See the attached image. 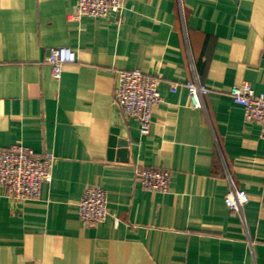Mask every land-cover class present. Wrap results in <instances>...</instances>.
<instances>
[{
	"label": "crops",
	"instance_id": "0c3cea01",
	"mask_svg": "<svg viewBox=\"0 0 264 264\" xmlns=\"http://www.w3.org/2000/svg\"><path fill=\"white\" fill-rule=\"evenodd\" d=\"M77 0H0V149L54 155L38 200L0 188V264H264V139L229 90L264 95V0H126L117 22ZM77 61L53 78L44 58ZM158 78L148 135L114 103L116 73ZM207 88L193 109L185 84ZM165 169L166 192L138 169ZM109 217L84 225V190ZM244 191L242 217L224 198Z\"/></svg>",
	"mask_w": 264,
	"mask_h": 264
},
{
	"label": "built area",
	"instance_id": "2783aa9c",
	"mask_svg": "<svg viewBox=\"0 0 264 264\" xmlns=\"http://www.w3.org/2000/svg\"><path fill=\"white\" fill-rule=\"evenodd\" d=\"M126 0H77L74 18H105L113 16L118 22L125 10ZM77 61L76 53L68 47L50 48L44 58L53 78L59 79L66 66ZM185 90L191 107L201 109L203 97L208 90L197 82H187ZM232 101L241 106L246 123L259 125L260 138L264 139V95L254 94L248 84L232 86L229 90ZM114 103L123 114L136 120L139 132L145 136L151 128L153 107L161 102L158 92V78L147 76L140 70L116 73ZM54 155L46 152L35 154L30 148L12 145L0 149V188L8 198L17 204L38 200L41 186L51 181ZM135 179L143 189L152 192H166L170 174L165 169H138ZM107 193L98 186L84 190L77 204L79 220L93 227L103 224L109 217ZM225 206L242 217L248 196L242 190L230 188L224 198Z\"/></svg>",
	"mask_w": 264,
	"mask_h": 264
}]
</instances>
